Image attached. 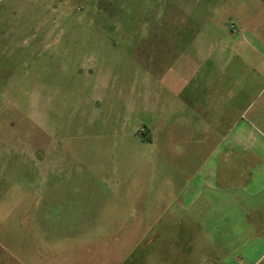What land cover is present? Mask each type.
Instances as JSON below:
<instances>
[{
  "label": "rangeland",
  "instance_id": "374dc122",
  "mask_svg": "<svg viewBox=\"0 0 264 264\" xmlns=\"http://www.w3.org/2000/svg\"><path fill=\"white\" fill-rule=\"evenodd\" d=\"M216 147L264 172V0H0V264L247 263L184 212Z\"/></svg>",
  "mask_w": 264,
  "mask_h": 264
},
{
  "label": "crops",
  "instance_id": "0c3cea01",
  "mask_svg": "<svg viewBox=\"0 0 264 264\" xmlns=\"http://www.w3.org/2000/svg\"><path fill=\"white\" fill-rule=\"evenodd\" d=\"M196 89V92L184 98L183 105L194 117L199 131L203 132L202 118L206 116L209 104L215 114L221 113L225 104L221 96L217 99L218 94L209 96L202 92V86ZM244 136L245 132L240 128H235L231 132V138L227 145L230 152L234 153L237 150ZM206 141V138L201 140V148ZM262 163L258 159L241 162L238 157L232 154L224 155L223 147H216L213 156L201 160L198 171L186 184L182 196L185 213H192L196 210L201 218L210 217V220L202 219L198 223L195 222V228L200 230L204 241L207 242V239H211L210 243L218 246L224 245L226 238L229 245L246 246L247 263L245 264H264V249L260 256L256 257L255 255L256 250L264 246V172L261 169ZM251 165L260 170L251 176L245 175L246 173L241 176V172L246 171L244 166ZM221 199L222 201H220ZM225 212L231 213L232 219L228 222H224L223 217L218 215ZM224 230L230 232L225 235ZM243 259L245 260V258ZM225 264L239 263H234L231 258Z\"/></svg>",
  "mask_w": 264,
  "mask_h": 264
}]
</instances>
